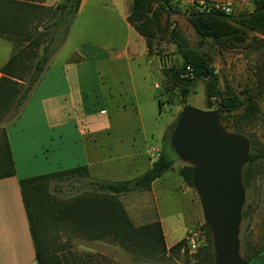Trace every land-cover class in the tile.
Segmentation results:
<instances>
[{
    "label": "trees",
    "instance_id": "trees-1",
    "mask_svg": "<svg viewBox=\"0 0 264 264\" xmlns=\"http://www.w3.org/2000/svg\"><path fill=\"white\" fill-rule=\"evenodd\" d=\"M80 1L61 0L55 5H46L35 0H0V36L13 43L12 52L0 69V120L5 116L12 117L21 110L51 55L65 40ZM153 1L132 0L128 15L129 21L145 37L150 53L157 31L160 30L159 17L162 11L168 14L163 2L156 0L158 5L152 7ZM167 2L176 11L171 0ZM252 4L251 9L235 13L190 11L188 13H192L191 16H187L201 36L222 40L227 46L241 43L258 50L259 54L251 65L252 78L238 92L229 89V85L226 89L220 86L218 72L206 56L191 46L175 23L171 26V21L166 19L164 25L170 40L175 43V52L181 57L180 61L172 59L162 66L167 83L165 88L179 87L184 95L186 86L203 78L207 72L210 80L206 85L208 107L212 104L211 98H216L221 106V121L227 126L229 117L232 129L238 131H244L262 119L259 99L264 94V0H253ZM249 31L260 35H250ZM55 39L58 44L53 43ZM187 66L192 70L191 77L182 75ZM162 102L159 99V104ZM177 118L165 129L162 137L164 143L151 165L133 177L119 180L94 178L87 164H78L19 178L38 264H62L61 259L49 251L45 229V224L56 223V220H62L70 234L107 238L136 259L142 256L161 258L164 255L166 245L160 221L156 219L135 224L119 196L130 191L149 189L151 182L172 166L174 158L167 152L166 142L173 148L170 135ZM1 130L0 148L3 145L6 147L8 169L0 157V175L12 174L14 167L7 136L4 127ZM248 136L250 149L242 168L244 187L253 180L258 166L264 160V148L256 144L251 133ZM191 170L192 165L189 163L179 168L184 180L192 186ZM244 213L242 207L241 216ZM202 223L207 230V241L193 255L200 264H213L210 228L205 221ZM263 249L264 243L244 253L248 264ZM169 250L176 255L179 251L187 253L185 237L171 245Z\"/></svg>",
    "mask_w": 264,
    "mask_h": 264
},
{
    "label": "crops",
    "instance_id": "crops-1",
    "mask_svg": "<svg viewBox=\"0 0 264 264\" xmlns=\"http://www.w3.org/2000/svg\"><path fill=\"white\" fill-rule=\"evenodd\" d=\"M35 1L55 5L61 0ZM89 5V0H81L75 16ZM131 5L132 0L127 2L124 11L117 6L114 10L110 8L103 10L118 23L116 29L122 32V42L114 41L113 38L106 39V35V38L99 37L93 40L88 50L86 47L84 48L86 50H83L81 43H75L70 49L76 54L65 57H58L56 53L58 48L51 55L40 80L21 110L12 117L5 116L0 120V142H2L1 128L4 127L14 167L12 174L0 175V264H38L35 242L21 195L20 177L87 164L92 177L108 179L104 174L108 166L104 162L112 158L114 152V144H116L113 140L114 127L123 129L116 138H121L124 132L129 133V130L133 129L137 131H132L130 134L141 133L147 145L145 148L147 161L128 178L150 166L160 152L161 146H148L147 124L142 120L138 123L130 120L133 115L131 113L140 110L139 94L148 110L152 111L155 100L158 102L159 110L164 103L159 104V99L163 101L162 97L155 94L148 84L145 67L142 72L135 74L134 67L140 66L142 62L149 67L153 56L157 57V64L161 69L163 64L160 62V57L163 55L150 54L147 57L145 37L128 19ZM11 52L0 59V69ZM154 86H158V83L155 82ZM107 107L110 108V112L113 110L119 114L117 122L111 121ZM168 126L169 123L157 133L156 137L153 136L162 144L163 133ZM131 140L135 142L134 135L127 142L131 143ZM152 152L155 153L154 156ZM136 153L137 151H129L127 155L132 156ZM0 157L7 168L8 155L5 145L0 148ZM171 168L172 166L169 169ZM165 172L151 182L149 189L122 193L119 197L135 224L156 219L160 221L166 245L163 256L178 261L177 255L170 252L169 247L184 237L186 227L202 223L204 219L197 210H190L193 218L183 226V233L180 234L179 229L172 222L171 214H164L158 201L156 182L161 179L171 180V176L165 175ZM180 176L181 186L193 190L181 174ZM185 209L188 210L189 207ZM68 236V239L82 237L101 242L106 239L87 238L70 233ZM114 247L118 248L117 252L119 250L121 253L127 252L116 243ZM59 250H64V255L73 256V253H68L69 249L66 250L65 247ZM117 252L113 254L115 260L119 259L115 264H138V259L132 258V262H127L123 255ZM87 256L89 259L83 263L79 259L70 260L69 263L61 261L62 264H105L97 254ZM97 258H100V261H97ZM155 259L158 260L148 258L143 261L152 264ZM249 264H264V249L253 256Z\"/></svg>",
    "mask_w": 264,
    "mask_h": 264
},
{
    "label": "rangeland",
    "instance_id": "rangeland-1",
    "mask_svg": "<svg viewBox=\"0 0 264 264\" xmlns=\"http://www.w3.org/2000/svg\"><path fill=\"white\" fill-rule=\"evenodd\" d=\"M89 2L90 5L81 13L77 14L72 20L65 40L58 45L59 49L56 51L58 57L76 54L75 51H71L70 49V46L75 43H81L83 50H86L84 49L85 47L88 50L93 40H97L99 37L106 38V35V39L113 38V40L117 42L123 41L122 32L116 29V24L118 23L112 20L110 16H107V12H103V10H109L108 8L114 10L115 6H117L121 11H124L127 2H130V0H89ZM104 2L107 5H105ZM252 2L246 10L252 8ZM171 3L176 11H170L169 14L162 11L159 17L160 30L157 31V35L154 38V43L150 50L152 53H150L147 48V57H149L150 54H157L158 56H168L170 61L172 59L181 60V57L175 52V43L170 40L169 32L164 28L165 21L168 19L172 23L171 26H173L174 23L178 26L179 30L188 38L191 46L206 56L210 64L215 68V71L219 74L220 86L226 89V86L229 85V89L238 92L244 84L252 78L251 65L254 62V58L259 54L258 50L241 43L227 46L222 40L209 36H201L184 14L190 11H197V8L189 10V7L180 0H171ZM157 5V1L154 0L152 2V7H156ZM249 34L260 35L254 31H249ZM53 43L58 44V40L55 39ZM11 49V41L0 37V59L8 52H11ZM149 65V67H146L143 62L140 66L136 65L134 67L135 74L139 71L142 72L145 67V74H148V84H150L155 94H159L162 97L164 103L161 110H159L158 102L155 100L152 111L148 110L144 105L142 96L139 94L138 100L140 102V110L136 113H131L133 115L130 120L135 123L141 120L144 121L147 124L146 132L149 137L148 146L162 147V142L160 140L157 141V138H155L157 133L164 129L168 123H173L176 120L180 109L185 103L203 108L208 107L206 99V78H199L186 86L187 89L183 95L179 87L165 88L167 83L163 80L164 74L158 67L156 56H153ZM155 82L158 83V86H154ZM127 99L129 100V97H127ZM211 100L212 104L210 107H215L217 105V99L212 97ZM259 105L262 111V119L250 128H245L242 132L247 136L248 133H251L254 136L256 144L264 148V94L259 99ZM107 110L111 115V121L115 122L119 114L112 109L110 112V108L108 107ZM228 119L229 121L226 122V127L232 129L231 120L229 117ZM113 130V140L116 144H114L112 158L104 162V164L108 166L107 172L104 173L108 179L105 180L126 179L135 174L136 170L143 167L144 162L147 161L148 155L145 152L147 145L144 143L141 133L130 134V132H136L137 130L130 129L129 133L124 132L121 138L116 137L120 136L123 129L114 127ZM133 135L135 142L131 140L132 144L128 143L127 141L130 140ZM166 149L174 158L172 168L165 172V175L171 176V180L167 181L166 179H161L156 182L155 187L157 188L158 201L163 213L171 214L172 222L174 226L179 229L181 234L183 233V226L193 218V214L190 210L194 211L195 209L201 215L202 210L194 187L192 186L193 190H187L183 185L181 186L182 180L178 169L186 162L181 159L177 152L171 148L167 142ZM129 151H137V153L132 156L127 155ZM64 192H66V190ZM186 207H189V209L186 210ZM243 208L245 209V213L241 217L238 229L241 244L240 251L244 256V253H249L253 247L261 246L264 243V160L261 165L258 166V171H256L253 180L245 187V202ZM45 229L48 235L49 251L57 255L63 262L69 263L70 260L79 259L82 260L83 263L85 260L89 259V256H87L88 254L99 255L101 259L105 261V264H115L116 261H119V259L115 260L113 257V254H116V250L118 249L114 247L115 242H111L107 238L104 241L108 244L104 241L87 240L82 237L68 239L69 229L62 220H56V223L52 222L49 225L45 224ZM63 247H65L66 250L69 249L68 253H73L72 255L74 257L71 255H64V250H59ZM117 253L122 254L127 262H132V258H134L128 251L121 253L119 250ZM146 258L149 257L142 256L137 258L138 264H147L143 261V259ZM157 259L158 260L155 259L153 260L154 262L151 263L200 264L195 260L193 253H183L182 251H179L177 255L178 261L167 256H162ZM97 261H100V258H97Z\"/></svg>",
    "mask_w": 264,
    "mask_h": 264
},
{
    "label": "water",
    "instance_id": "water-1",
    "mask_svg": "<svg viewBox=\"0 0 264 264\" xmlns=\"http://www.w3.org/2000/svg\"><path fill=\"white\" fill-rule=\"evenodd\" d=\"M157 1L166 5L168 14L173 11L167 0ZM204 77L208 85L207 72ZM220 111L218 103L205 108L185 103L170 142L181 159L192 165V186L211 232L213 264H248L240 251L238 228L245 202L242 168L248 159L250 139L242 131L228 129Z\"/></svg>",
    "mask_w": 264,
    "mask_h": 264
},
{
    "label": "built area",
    "instance_id": "built-area-1",
    "mask_svg": "<svg viewBox=\"0 0 264 264\" xmlns=\"http://www.w3.org/2000/svg\"><path fill=\"white\" fill-rule=\"evenodd\" d=\"M189 10L195 9L199 12L209 13L213 11H222L225 13H235L246 10L253 0H180ZM168 56L160 57V62L166 65ZM183 76L191 77L193 75L189 66L182 73ZM153 156L154 152L151 153ZM186 246L189 253H194L199 247L204 245L207 241V230L203 223L194 224L186 227L185 234Z\"/></svg>",
    "mask_w": 264,
    "mask_h": 264
}]
</instances>
